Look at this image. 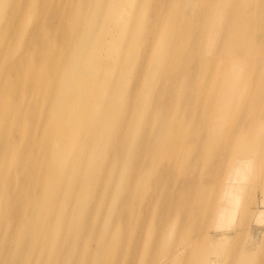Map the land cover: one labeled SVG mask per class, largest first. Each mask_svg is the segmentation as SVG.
<instances>
[{
  "label": "bare ground",
  "instance_id": "obj_1",
  "mask_svg": "<svg viewBox=\"0 0 264 264\" xmlns=\"http://www.w3.org/2000/svg\"><path fill=\"white\" fill-rule=\"evenodd\" d=\"M0 223L62 264H264V0H0Z\"/></svg>",
  "mask_w": 264,
  "mask_h": 264
},
{
  "label": "rangeland",
  "instance_id": "obj_2",
  "mask_svg": "<svg viewBox=\"0 0 264 264\" xmlns=\"http://www.w3.org/2000/svg\"><path fill=\"white\" fill-rule=\"evenodd\" d=\"M57 224L58 223H54V226L57 227ZM238 224L239 223H235L237 226ZM61 225L62 223L60 224V228L57 227L59 229L58 235H64L61 231H65L68 228L64 229ZM250 226L252 231L258 234L264 228V223H250ZM46 228L49 230L48 223H46ZM97 228L99 229L100 227L97 226ZM212 231L213 233L217 232L216 228L215 230L212 229ZM197 232L200 234V230ZM31 233L32 228L30 223H0V264H16V255L22 258L17 261V264H62L66 261L63 259L62 255L55 256L52 261L47 259L45 255L47 243L45 242V237H38V235ZM190 233L193 234L196 240L201 242V237L199 235L191 231ZM66 236H68V234H66ZM36 237L37 241L35 240ZM86 237L87 233L85 232L78 239ZM94 239H99V235ZM82 264H89V262L83 260Z\"/></svg>",
  "mask_w": 264,
  "mask_h": 264
}]
</instances>
